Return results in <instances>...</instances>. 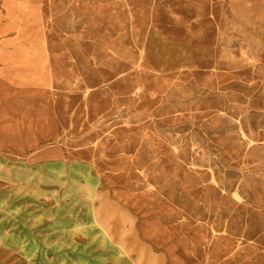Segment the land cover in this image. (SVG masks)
Masks as SVG:
<instances>
[{
  "label": "rangeland",
  "instance_id": "obj_1",
  "mask_svg": "<svg viewBox=\"0 0 264 264\" xmlns=\"http://www.w3.org/2000/svg\"><path fill=\"white\" fill-rule=\"evenodd\" d=\"M0 16L29 81L19 116L0 101V263L24 240L56 247L49 264H264V0H0Z\"/></svg>",
  "mask_w": 264,
  "mask_h": 264
},
{
  "label": "crops",
  "instance_id": "obj_2",
  "mask_svg": "<svg viewBox=\"0 0 264 264\" xmlns=\"http://www.w3.org/2000/svg\"><path fill=\"white\" fill-rule=\"evenodd\" d=\"M3 22H4V19L0 16V24H3ZM2 51H4V50H0V101H2L3 102L2 104L6 105L9 108L8 112L10 115H12V116L18 115L19 116L20 115L19 114L20 113V101L22 100V93H21L22 85H21V83H22V81H25L27 84H29V81H27L26 79L22 80V76L24 78H27L28 75H26V73H25V75H21L20 73L19 74L15 73L14 69H20L18 64H25L26 62L5 61V60H3L5 58V55L1 54ZM8 51L16 54L15 57H17V58L21 57V55H19L17 53V51L16 52L13 50H8ZM6 64H9V65H6ZM27 84L24 85V88L26 87V89L28 88V86H26ZM28 90H29L28 93H23V95H24L23 97L29 99V101H30V100L34 99V93L36 91V87L32 86V88L30 87V88H28ZM11 131H3L0 134V139H1L0 140V150L6 149V147L12 145L13 135H12ZM30 141H29V143L33 144V141H31V142ZM37 156H35V157L32 156L31 159L32 160H33V158L39 159L40 156H38V157ZM6 157H3V158H4L5 162L7 163L9 160ZM1 161H3V160H2V157L0 156V162ZM15 164H18L20 170H21L20 167H22V166H23L22 169H27V168L31 169V168L36 167L32 161H30V163L20 162V163H15ZM27 165H29V166H27ZM22 177H25L26 181L28 182L29 175H27V174L23 175L22 174L19 178H22ZM18 183L20 185L24 186V183L21 180ZM17 196L21 197V194L17 195V193H15V197H17Z\"/></svg>",
  "mask_w": 264,
  "mask_h": 264
},
{
  "label": "bare ground",
  "instance_id": "obj_3",
  "mask_svg": "<svg viewBox=\"0 0 264 264\" xmlns=\"http://www.w3.org/2000/svg\"><path fill=\"white\" fill-rule=\"evenodd\" d=\"M8 43L9 42H7V44ZM13 51L16 52L15 49ZM1 54L5 55V58L3 59L5 61L13 60V58H15L16 56V54L9 52L8 50L2 51ZM77 216H78L77 218L83 217L82 214H78ZM87 240H88V246L94 248L93 250H97V251L100 250L101 252L107 250L108 246L111 243L110 239L97 238L95 233L89 234ZM8 250L9 252H8L7 264H49L51 263L49 262V258H48L49 253L51 252L54 255L53 260L56 259V255H57L56 247H51V249H48L46 244L39 245L38 242H35L34 244H26V241L24 240L14 245H10ZM115 263L120 264V261H115ZM0 264H6V263H0Z\"/></svg>",
  "mask_w": 264,
  "mask_h": 264
}]
</instances>
